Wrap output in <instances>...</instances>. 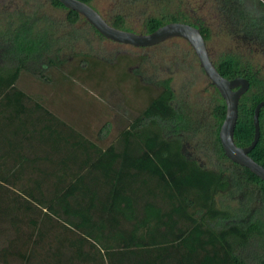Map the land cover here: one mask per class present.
Returning <instances> with one entry per match:
<instances>
[{
	"label": "trees",
	"instance_id": "trees-1",
	"mask_svg": "<svg viewBox=\"0 0 264 264\" xmlns=\"http://www.w3.org/2000/svg\"><path fill=\"white\" fill-rule=\"evenodd\" d=\"M209 1L223 24L264 52L263 4ZM50 4L63 8L57 0ZM66 11L69 25L81 19ZM122 20L116 15L110 24L123 30ZM166 23L150 18L146 32ZM38 54L17 44L0 53V264H264V183L229 162L217 137L228 168L207 169L183 155L167 81L101 148L16 88L22 70L42 76L54 65L49 58L38 64ZM216 66L225 79L245 77L231 59ZM247 80L248 92L257 82ZM245 94L233 131L238 147L251 142L252 111L264 100V90L248 100ZM214 115L222 120L224 106ZM248 157L264 167L260 139ZM227 194L238 206L216 207Z\"/></svg>",
	"mask_w": 264,
	"mask_h": 264
},
{
	"label": "rangeland",
	"instance_id": "rangeland-1",
	"mask_svg": "<svg viewBox=\"0 0 264 264\" xmlns=\"http://www.w3.org/2000/svg\"><path fill=\"white\" fill-rule=\"evenodd\" d=\"M254 2L264 5V0ZM124 4L120 0L89 2L109 22L122 16L123 29L136 34L146 32L150 18L166 23L174 17L198 25L205 30L213 65L231 59L239 73L257 82L245 94L247 100L264 90V52L223 24L209 0ZM16 44L26 51L37 50L42 56L38 64L46 58L54 63L42 69V76L37 70H22L16 88L99 147L114 143L159 92V83L167 81L171 104L182 123L178 130L183 155L207 169L229 167L215 146L222 122L214 115L215 107L223 102L183 40L173 38L148 48L120 45L104 40L81 19L69 25L66 10L52 6L50 0H0V53H8ZM258 126L264 144V107ZM235 198L217 197L216 207L234 209Z\"/></svg>",
	"mask_w": 264,
	"mask_h": 264
},
{
	"label": "water",
	"instance_id": "water-1",
	"mask_svg": "<svg viewBox=\"0 0 264 264\" xmlns=\"http://www.w3.org/2000/svg\"><path fill=\"white\" fill-rule=\"evenodd\" d=\"M66 10L76 13L102 38L112 43L134 48H148L164 41L178 38L192 50L200 70L209 84L216 90L224 106V116L218 128L217 139L224 157L234 165L246 169L264 183V167L248 157L259 139L258 115L264 107V100L258 102L252 111V139L245 147H238L233 141L237 119V105L247 92L249 84L244 78L225 79L211 63L204 40L195 27L185 23H166L150 33L136 34L109 26L89 5L77 0H57Z\"/></svg>",
	"mask_w": 264,
	"mask_h": 264
},
{
	"label": "flooded vegetation",
	"instance_id": "flooded-vegetation-1",
	"mask_svg": "<svg viewBox=\"0 0 264 264\" xmlns=\"http://www.w3.org/2000/svg\"><path fill=\"white\" fill-rule=\"evenodd\" d=\"M77 1H79V0H77ZM87 5H89V4H87ZM66 13H67V11H66ZM97 13V12H96ZM98 14V13H97ZM99 15V14H98ZM100 16V15H99ZM80 17V16H79ZM109 26H111V22H109V21H107L105 18H103L102 16H100ZM81 18V17H80ZM81 20H83V18H81ZM84 21V20H83ZM85 22V21H84ZM86 23V22H85ZM187 25H190V26H192V27H195V28H197V26L198 25H196V24H187ZM112 27V26H111ZM112 28H114V27H112ZM114 29H117V28H114ZM198 29V28H197ZM118 30H122V29H118ZM122 31H126L125 29H123ZM127 32H130V31H127ZM133 33V32H132ZM145 33H147V32H145ZM104 39V38H103ZM105 40V39H104ZM204 43H205V41H204ZM206 47V46H205ZM212 63V62H211ZM213 64V63H212ZM214 67H215V69H216V65H213ZM240 78H244V77H240ZM244 79H246V78H244ZM247 80V79H246ZM248 81V80H247ZM174 107V106H173ZM174 109H175V107H174ZM176 110V109H175Z\"/></svg>",
	"mask_w": 264,
	"mask_h": 264
}]
</instances>
